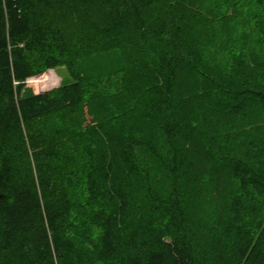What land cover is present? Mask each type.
I'll list each match as a JSON object with an SVG mask.
<instances>
[{"label": "trees", "instance_id": "trees-1", "mask_svg": "<svg viewBox=\"0 0 264 264\" xmlns=\"http://www.w3.org/2000/svg\"><path fill=\"white\" fill-rule=\"evenodd\" d=\"M210 2L0 0V264H264V155L239 142L264 117V67L254 41L228 44L222 68L200 55V28L237 12ZM103 51L120 61L84 74ZM61 65L71 82L26 86ZM195 72L214 89L196 106L180 88ZM198 144L234 182L219 198Z\"/></svg>", "mask_w": 264, "mask_h": 264}, {"label": "rangeland", "instance_id": "rangeland-1", "mask_svg": "<svg viewBox=\"0 0 264 264\" xmlns=\"http://www.w3.org/2000/svg\"><path fill=\"white\" fill-rule=\"evenodd\" d=\"M221 1L225 2V0ZM196 2L201 6V10H204V12L205 10L206 12H209L213 8L210 0H196ZM257 2L258 0H233V5L228 7L231 8L234 6V3H236L234 10L237 12H234L235 14L233 15V17H229L227 25L226 21L223 20L211 21L208 19L212 24L210 26L205 25L204 29H202L201 27V32H199V34L197 33L196 35V38H198V42L201 43L200 45L198 43L200 55L206 57L207 59H209V61L215 60L213 61L215 65L219 68H222L224 67L223 60L226 59L228 55V51H226L224 54V49L229 48L227 47L228 44L239 42L243 43L248 40L250 41L249 43L251 45L252 41H254V52L258 51L260 53V56H256L254 58L259 62L260 66L264 67V36L259 37L261 27V25L259 24V15L261 13V9L257 8V6L255 7ZM248 5H251V7H248ZM252 7H254V9ZM214 15L217 16V19H220L218 17L221 15V12H219L218 9L215 8L212 17ZM230 26L231 29L229 30ZM87 32H90V30H88ZM257 38H262L263 47L261 44V40ZM202 43H208V45L204 47ZM250 52H252L251 49ZM106 53L107 52L105 51H103V53H96L97 57L94 56L85 60L82 63V69L84 71L83 73L88 74L89 72L93 71L97 72V70L101 71L103 70V68H105L106 70L112 67L114 68L117 62L120 61L118 51H113L110 55ZM49 71H52L53 75L56 78L55 84H53L52 86L36 85L33 79H37V81L40 82L39 78ZM72 80L73 76L70 73L69 69L65 65H61L55 69H46L36 76L29 78L26 81V86L33 88L37 93H41L55 89L61 84L71 82ZM181 85L182 87L180 88H182V93L185 97V101L190 105L193 104L194 106L197 105L198 98H207L212 94L214 90L213 87L209 85L208 80H206L198 72L190 75H188L187 73V76H185V79H183ZM111 92L114 93L113 91ZM95 101H97L98 103L99 98H92V103H94ZM261 110L264 111V109L260 108L259 112ZM81 118L88 120L91 119V116H89V113L87 112V108L83 110V113L80 117L77 118V121L79 122ZM57 120L58 117L54 118L53 123L57 124ZM65 125L67 126L68 122ZM79 126H83V123H79ZM72 130L73 129L70 128L71 132ZM262 130H264V117H262L261 113H254L249 120L246 132H242L243 137L239 138V142L241 143V145L244 148H251V153L256 152L257 156L260 155L259 151L256 150V148L259 146L252 143L255 140H260V147L262 148V152L264 155V133L262 132ZM74 148L78 149V153L75 152L74 154H72L75 155V157H73V161L69 159L67 162H63V166L66 165L68 167V170H73L75 176L79 177V175L77 174V170L78 167L83 166L84 157L82 155L81 146L79 145V143L78 146ZM195 150L198 152L197 156L200 158V175L204 179V182H207L208 177L209 179H212L213 183L209 184H213L214 190L218 192V198L222 196L223 193H226L227 189L235 187L232 178L226 172V170L217 165L212 157L208 156L203 151V149L201 150L199 144L195 147ZM198 195L199 197L202 196L201 194ZM86 209L88 210L89 207H86ZM211 216L212 213L210 215L204 213L201 216L205 227L211 228L213 226V221L210 218ZM82 218H84V216L80 215L78 217L79 220Z\"/></svg>", "mask_w": 264, "mask_h": 264}, {"label": "bare ground", "instance_id": "bare-ground-1", "mask_svg": "<svg viewBox=\"0 0 264 264\" xmlns=\"http://www.w3.org/2000/svg\"><path fill=\"white\" fill-rule=\"evenodd\" d=\"M33 81L36 83V85L38 86H52L53 84H55L56 82V78L55 76L53 75V72L52 71H49L47 73H45L44 75H42L40 78H39V81H37V79H33Z\"/></svg>", "mask_w": 264, "mask_h": 264}, {"label": "built area", "instance_id": "built-area-1", "mask_svg": "<svg viewBox=\"0 0 264 264\" xmlns=\"http://www.w3.org/2000/svg\"><path fill=\"white\" fill-rule=\"evenodd\" d=\"M31 78V77H30ZM29 79V78H28ZM28 79H26V81L28 80Z\"/></svg>", "mask_w": 264, "mask_h": 264}]
</instances>
